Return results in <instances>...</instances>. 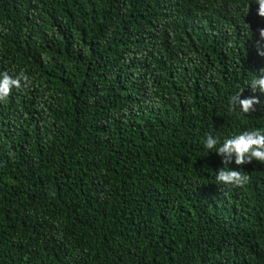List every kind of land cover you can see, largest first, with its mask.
<instances>
[{
	"label": "trees",
	"instance_id": "16d2710c",
	"mask_svg": "<svg viewBox=\"0 0 264 264\" xmlns=\"http://www.w3.org/2000/svg\"><path fill=\"white\" fill-rule=\"evenodd\" d=\"M261 29L256 0H0L30 81L0 101V264H264V164L218 185L204 147L264 130Z\"/></svg>",
	"mask_w": 264,
	"mask_h": 264
},
{
	"label": "clouds",
	"instance_id": "9594fccd",
	"mask_svg": "<svg viewBox=\"0 0 264 264\" xmlns=\"http://www.w3.org/2000/svg\"><path fill=\"white\" fill-rule=\"evenodd\" d=\"M258 5V15L264 18V0H256ZM260 38L264 40V29L259 32ZM264 55V52L260 53ZM23 82V83H22ZM30 83L29 77L21 71L13 77L8 72L0 73V101H5L11 94L13 89H21ZM249 87L256 91L257 89L264 93V69H261L260 75L251 81ZM238 93L234 95L230 104L235 108L237 104L240 106V111L244 114H249L255 111V105L259 104L256 97L240 98ZM220 145L217 148V145ZM204 147L208 150L216 149L219 156L223 157L222 163L224 167L218 170L215 175L216 184L228 187H244L250 180V176L242 171L232 170L228 167L233 162L237 166L246 163H252L253 160L264 164V130H246L238 135L223 140L221 143L211 134H207L204 139Z\"/></svg>",
	"mask_w": 264,
	"mask_h": 264
}]
</instances>
